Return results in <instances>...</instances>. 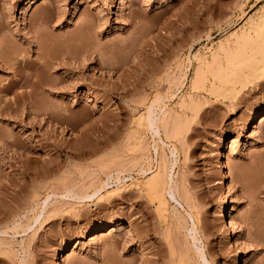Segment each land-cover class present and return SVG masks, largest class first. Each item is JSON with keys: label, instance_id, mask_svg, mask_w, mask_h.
Returning a JSON list of instances; mask_svg holds the SVG:
<instances>
[{"label": "rangeland", "instance_id": "374dc122", "mask_svg": "<svg viewBox=\"0 0 264 264\" xmlns=\"http://www.w3.org/2000/svg\"><path fill=\"white\" fill-rule=\"evenodd\" d=\"M29 1L0 0V264H264V27L213 58L264 0Z\"/></svg>", "mask_w": 264, "mask_h": 264}, {"label": "bare ground", "instance_id": "6f19581e", "mask_svg": "<svg viewBox=\"0 0 264 264\" xmlns=\"http://www.w3.org/2000/svg\"><path fill=\"white\" fill-rule=\"evenodd\" d=\"M33 1L32 0H30L29 1V3H32ZM264 10V9H263ZM262 13H263V11H261ZM257 16H259V15H257ZM259 19H261V21L260 22H258V21H253V20H251L250 22H248V24H249V26H250V30L248 31L247 30V33H246V31H244V33L242 32L241 33V35H238L236 32H232L231 34H229L228 36H224V37H222L221 39H220V41H218V47H217V49H216V51H214V53H213V58L214 59H219L220 60V53H222V52H225V53H223V54H226L227 53V55H223L224 57L225 56H229L230 54H232L233 55V52L232 53H230L231 51H232V49L231 48H229L228 47V49H230V50H228V49H226L225 47H224V42L225 41H230L231 40V37H235L237 40L239 39H241V41H243V39L245 40V42L246 41H248V42H250V41H252V40H254V38H258L260 35L259 34H257L256 36H254V38H252V33H251V31L254 33V32H257L258 31V33L260 32V34H261V32H262V27H264V26H262L263 24H264V15H261V16H259ZM258 20V19H257ZM249 21V20H248ZM256 22H258V23H256ZM248 26V27H249ZM262 28V29H261ZM261 29V31H259ZM256 34V33H255ZM261 35H263V34H261ZM234 38V39H235ZM263 38V37H262ZM260 39H261V36H260ZM264 39V38H263ZM258 40H259V38H258ZM262 41H264V40H262ZM262 41H260L261 43H257L259 46H257L256 44H253V42H252V44H253V46L254 45H256L257 46V48L256 49H253L250 45L251 44H249V48H252L253 50L252 51H254L255 53L259 50L258 48H260V49H262V51H261V53L263 54V59H262V61H261V66H264V44H263V42ZM257 42V41H256ZM234 43H237V42H234ZM244 43V42H243ZM242 44V43H241ZM245 44V43H244ZM246 45H247V43H246ZM228 46V45H227ZM237 46H238V44H237ZM239 47V46H238ZM244 47H246V46H244ZM255 48V47H254ZM236 49V48H235ZM258 49V50H257ZM237 50V49H236ZM243 50V49H242ZM247 50H248V48H247ZM257 50V51H256ZM233 51H235V50H233ZM259 52V51H258ZM240 53H242V52H240ZM260 53V54H261ZM229 54V55H228ZM257 54V53H256ZM239 55V54H238ZM231 56V55H230ZM235 56V55H234ZM241 56V55H240ZM261 56V55H260ZM194 57H196V55L194 56ZM223 57V58H224ZM238 57V56H237ZM242 57V56H241ZM241 57H239V58H241ZM232 58V57H231ZM222 59V58H221ZM236 59V58H235ZM239 60V59H238ZM258 59H256V61H257ZM221 61V60H220ZM231 61H233V59L231 60ZM230 61V62H231ZM237 61V60H236ZM218 62V61H217ZM238 62V61H237ZM255 63V62H254ZM253 63V64H254ZM258 63H260V60H259V62ZM258 63H255V64H257V65H255V67L256 66H258ZM219 64V63H218ZM229 65V64H228ZM230 66V65H229ZM234 66V65H233ZM232 66V67H233ZM199 68V67H198ZM197 67H196V74H194V77L192 78V84H191V86H193L194 84H196L197 85V83H198V80L200 79L199 78V69H198ZM257 68V67H256ZM256 68H254L255 70H256ZM263 67H261V68H259V70L260 71H263L264 69H262ZM201 70V69H200ZM232 70H234L233 68H232ZM30 76V75H29ZM194 88V87H193ZM197 88V87H196ZM38 89H39V87H37V85H35V84H33L32 85V87H31V89H30V91H28V94H30V92L31 93H33L35 90H37L38 91ZM42 89V88H41ZM184 100V99H183ZM156 101H158V100H156ZM155 101V102H156ZM155 102H152L151 103V105L149 106V107H147L148 109H147V117H145V116H143L142 114L138 117V120L137 121H139L138 123H141V121L143 120V121H146V128L147 129H149V131L151 132V135L154 137V148H155V150H157L158 151V149H159V144H162V145H167V143L164 141V139H163V137H162V135H164L167 139L170 137V136H173L174 134V132L172 133V131H174L172 128H174V126H173V122H171L172 124H170V126L169 127H167L166 125H164V121H163V118H164V113H165V109H164V111H163V109H161V112L159 113V114H157V113H155V110H154V107L156 108L157 107V103H155ZM157 104V105H156ZM166 108V107H165ZM158 112V111H157ZM164 112V113H163ZM9 113H11V112H9ZM13 113V112H12ZM6 114H8L7 112H6ZM5 114V115H6ZM11 115V114H10ZM10 115H9V117H10ZM169 115V114H168ZM262 116H263V114L262 113H256V114H254L253 115V117H252V120L249 122V125H250V127H252L253 125H256V124H258V122L261 120V118H262ZM173 118V117H172ZM173 121V120H172ZM179 123V122H178ZM143 124V123H142ZM166 124V123H165ZM144 126V125H143ZM176 130V129H175ZM176 133V132H175ZM171 134H173V135H171ZM7 136V135H6ZM3 137H5V136H0V139H1V141H5V142H7V144H9V146L10 145H15L16 143H15V141L13 140V141H7V139H9V137L10 136H7V137H5V138H3ZM171 138V137H170ZM3 139H5V140H3ZM171 155H172V157L173 158H175L176 159V157H177V153H176V151H174V150H171ZM162 159V158H161ZM220 159H222L223 160V151L221 152V154H220ZM165 161V160H164ZM163 162V161H162ZM172 168V167H171ZM226 168V167H225ZM163 169V168H162ZM171 170V172H172V169H170ZM148 171H150V174H152L151 175V177H149V178H151L150 180H149V182L147 183V189L148 190H150L151 191V188H152V191L154 190V192H155V194L157 195V199L159 200V202H160V205L163 207V206H165V203H167V202H165V198L163 199L162 197V195L160 194V192H159V190H160V188L162 187V185L164 184V179L165 178H163V176H162V174H161V171H160V168L158 167L156 170H154V171H152L150 168H149V170ZM148 171L147 170H144V169H142L140 172H142L143 174H147L148 173ZM225 171V170H224ZM164 175V174H163ZM171 176V175H170ZM170 176H169V178H170ZM111 178V177H110ZM171 184H170V186H169V189H168V192H167V194L168 195H170V197H171V199L172 200H174V201H176V202H178L179 204H181V202H180V199H181V193H179V191H178V188H177V186H174L173 185V182H172V179H171V182H170ZM109 185V182L108 181H105V182H103V185H101L102 186V188L101 189H105L107 186ZM150 188V189H149ZM116 190H117V187H116ZM95 191L96 192H94L95 194L96 193H99V191H100V189L98 190H96L95 189ZM94 195V194H93ZM92 194H87L86 196H83L82 194H81V192H76V191H74V190H72V189H68L67 190V193L65 194V196H68V197H71V198H73V199H78V200H85V199H88V198H92V196H93ZM155 195V196H156ZM177 195L179 196V197H177ZM95 196V195H94ZM85 198V199H84ZM158 202V201H157ZM159 202H158V204H159ZM45 205L47 206L48 205V200L45 202ZM73 205V204H72ZM166 206H167V204H166ZM165 209V208H164ZM230 226L231 227H233L234 226V223L232 222V220L230 221ZM23 228V227H22ZM107 231V230H106ZM106 231H101V232H99V233H103V234H101L100 236L102 237V238H105L106 236H108L109 234H111L113 231L112 230H110V232L109 233H107ZM192 231V230H191ZM194 231V230H193ZM195 239V241H197L198 239L195 237L194 238ZM200 256H201V258L203 259V261H204V264H209L207 261H206V258H205V254L203 253V251H201L200 252Z\"/></svg>", "mask_w": 264, "mask_h": 264}]
</instances>
